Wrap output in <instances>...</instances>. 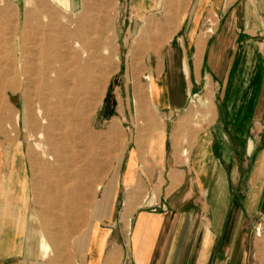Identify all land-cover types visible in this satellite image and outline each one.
<instances>
[{
	"label": "rangeland",
	"instance_id": "374dc122",
	"mask_svg": "<svg viewBox=\"0 0 264 264\" xmlns=\"http://www.w3.org/2000/svg\"><path fill=\"white\" fill-rule=\"evenodd\" d=\"M198 2H185L183 10L188 21H193L192 31L184 32L188 58L193 46L214 37L227 5L225 0ZM161 5L157 3L158 9L148 12V18L132 19L129 35L128 21L123 19L128 15V0H0V179L6 187V179L17 175L26 187L25 216L32 235L26 256L0 264H89L87 241L96 230L107 236L98 263L130 264L131 212L121 213L125 190L120 183L112 206L114 188L109 194L105 190L113 180L103 188L113 157H121L130 140L132 147L133 142L145 139L147 131H138L143 125L152 129L177 126L180 113L188 110L193 130H199L218 122L207 113L215 109V98L218 108L223 105L221 88L214 81H204L209 77L203 68L198 83L181 88L186 106L167 120L157 113L147 78H141L130 102L117 98V103L118 86L123 88L119 78L112 76L128 57L127 41L131 36L134 76L146 69L151 49L141 46H153L150 40L157 35L144 26L163 15ZM134 9L131 5V18L136 16ZM247 39L254 44L263 36ZM174 52L177 56L178 51ZM128 102L130 113L118 114V107L122 104L128 109ZM151 148L152 155L161 159L159 139ZM101 200L106 209L100 212ZM145 207L166 210L164 204ZM260 232L261 227L248 224V236ZM41 235L49 245L43 258Z\"/></svg>",
	"mask_w": 264,
	"mask_h": 264
},
{
	"label": "crops",
	"instance_id": "0c3cea01",
	"mask_svg": "<svg viewBox=\"0 0 264 264\" xmlns=\"http://www.w3.org/2000/svg\"><path fill=\"white\" fill-rule=\"evenodd\" d=\"M225 1L214 37L202 46H193L188 58L184 32L192 31L193 21H188L183 10L189 0H128V15L123 19L128 21L129 35L132 19L148 18V12L158 9L157 3L165 10L157 21L145 23L144 28L157 36L151 38L155 44L150 48L147 43L141 46L151 50L146 69L134 76L129 37L128 57L112 76L119 78L123 88L118 86L117 103V98L130 102L141 78H147L157 113L167 120L186 106L181 88L198 83L202 68L209 77L204 81H214L221 88L223 103L218 108L215 98V109L207 113L218 122L199 130H193L188 110L180 113L177 126L164 124L152 129L143 125L138 131H147L145 139L133 142L132 147L130 140L122 156L113 157L103 188L113 180L105 190L109 194L114 188L112 206L120 183L125 190L121 213L131 212L127 237L130 264H264V0ZM131 5L136 8L133 18ZM250 36L263 39L249 44ZM129 102L128 109L121 104L117 113H130ZM155 139L161 143V159L152 155ZM16 176L5 178L6 187L0 179L1 262L31 251L32 235L25 216L27 189ZM150 203L164 204L166 210L146 209ZM97 209H106L103 200ZM250 223L261 227V232L248 236ZM103 233L96 230L87 241L89 264H99L107 237Z\"/></svg>",
	"mask_w": 264,
	"mask_h": 264
},
{
	"label": "bare ground",
	"instance_id": "6f19581e",
	"mask_svg": "<svg viewBox=\"0 0 264 264\" xmlns=\"http://www.w3.org/2000/svg\"><path fill=\"white\" fill-rule=\"evenodd\" d=\"M54 1V0H53ZM57 2H61V0H55ZM66 4V3H65ZM67 6V5H65ZM64 7V6H63ZM79 82H80V79H79ZM39 114V113H38ZM47 120H42V122H46ZM39 137L42 136V133H39L38 135ZM258 235V234H257ZM40 248H41V257L43 258L47 252V250H49V245L48 243L46 242V240L43 238V236L41 235L40 237Z\"/></svg>",
	"mask_w": 264,
	"mask_h": 264
}]
</instances>
